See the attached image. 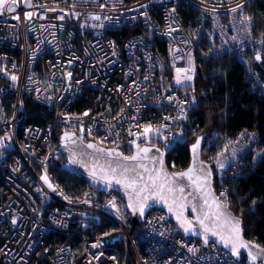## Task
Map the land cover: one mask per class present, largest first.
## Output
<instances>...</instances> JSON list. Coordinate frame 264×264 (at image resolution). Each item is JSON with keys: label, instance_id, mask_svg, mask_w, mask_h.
Masks as SVG:
<instances>
[{"label": "built area", "instance_id": "1", "mask_svg": "<svg viewBox=\"0 0 264 264\" xmlns=\"http://www.w3.org/2000/svg\"><path fill=\"white\" fill-rule=\"evenodd\" d=\"M250 2L18 0L13 12H0V264H128L130 255L135 264H247L213 242L183 236L159 208L146 213L135 238L113 190L69 195L53 176L69 166L52 133L75 131L126 155L155 145L166 156L187 139L191 85L180 86L175 77L177 68L195 70L198 36L205 58L235 53L244 61L246 47L262 54L252 20L242 22ZM181 4L196 10L194 33L183 27ZM237 4L243 7L232 12ZM255 77L249 73L259 85ZM24 94L50 113L45 126L27 120ZM147 125L166 127L140 135ZM252 153L257 163L262 151ZM232 163L217 171L215 192L223 202L222 176L237 168ZM45 174L52 188L41 179Z\"/></svg>", "mask_w": 264, "mask_h": 264}, {"label": "trees", "instance_id": "2", "mask_svg": "<svg viewBox=\"0 0 264 264\" xmlns=\"http://www.w3.org/2000/svg\"><path fill=\"white\" fill-rule=\"evenodd\" d=\"M246 13L252 20V34L262 43V60H255L254 54L247 47L243 49L246 50L244 61L235 53L202 57L199 53L206 51V43L201 35L198 36L194 81L188 87L192 100L193 97L195 99L189 109L190 118L184 132L187 139L166 155V163L171 170L185 168L189 162V144L197 135L203 134L201 158L207 161L213 170V185L216 189V180L219 177L214 172L215 158L218 156L221 138L237 139L238 143L242 140V133L254 135L259 148H262L258 162L251 163L248 153L245 158L248 164L243 163L241 172L222 176V182L227 187L225 203L241 217L245 237L264 246V93L261 85L249 78V73H252L253 76L259 77L260 81L264 79V0H251ZM179 14L184 29L190 34L194 33L197 24L196 10L190 5L181 4ZM24 103L27 120L42 126L48 123L50 113L44 106L28 94H24ZM209 121H212V129L207 131ZM60 133L59 129L53 130L52 135L56 141ZM60 158L65 161L64 154L61 153ZM53 176L71 196H78L90 188L84 179L75 176L66 168L54 170ZM126 220L132 226L133 236L137 238L136 228L139 223L127 209ZM128 264H135L132 255Z\"/></svg>", "mask_w": 264, "mask_h": 264}, {"label": "snow or ice", "instance_id": "3", "mask_svg": "<svg viewBox=\"0 0 264 264\" xmlns=\"http://www.w3.org/2000/svg\"><path fill=\"white\" fill-rule=\"evenodd\" d=\"M17 2L18 0H0V12H13L15 10L13 8V5H15ZM242 7V4H237L235 8L231 9V11L235 12L237 11V9H240ZM214 10L215 9H213V11ZM25 15L26 18H31L32 13H26ZM94 18L96 20H100L99 16H96ZM60 19H64V17L61 16ZM242 22L250 23L251 18L244 17ZM233 39H235V37H233ZM113 55H115V52L113 53ZM255 60H262V56L260 53L256 54ZM188 71L189 70L183 68L176 69L177 75L175 77V81L178 85L192 79V77L187 74ZM68 75L71 76V73H69ZM11 79L15 81L17 77L12 76ZM168 99L171 100L172 97L169 96ZM194 99L195 98L193 97V102ZM84 115H88V113L86 112L84 113ZM165 119L168 118L166 117ZM177 119H179V117H177ZM160 127H166V125H161ZM160 127L153 129L151 125L144 126L143 132L140 133V135L148 136L153 131L159 133ZM81 131H83V129H81ZM74 135L75 134H69L68 132H65L61 139L64 141H71L73 144H75L76 140L73 139ZM130 135H132V133H130ZM241 135L245 134L242 133ZM165 139H167V137H165ZM201 139L203 138L198 137L196 143L193 144L191 148V151L193 153V165L189 167L187 171L172 174H168L167 172L162 171L163 161L162 159H160V157L157 156L152 157V160L154 162L160 163V171H157L155 168L150 170L145 164L142 163L134 164L131 167L123 163V161L136 162L138 160L147 159L146 154L152 151V149L148 147L138 149V151L131 156H124L122 153L115 152L114 150L97 149V151H106L109 156L114 155L120 158L116 161V167H111V165H109L106 171L102 169L103 174L99 177V179L103 180L106 184H110L112 183V181H115L116 184H122L125 189H130V203L128 204V207L133 210L134 214L143 216L145 207L149 206L148 201L150 199L158 200L167 204L169 212L175 211L178 225L183 229L185 233L194 232L197 228V225H199V228L202 231L197 232V234L203 236L205 245H207L209 242L210 234L211 236L218 237L219 242H221L226 249L230 250L232 256L238 257L240 255L241 249H246L250 261L255 262L259 259L264 262V247L243 240L242 229L240 227L241 221L235 217L226 215V206L216 200L215 197H213V203L215 204L216 211H211V205L208 199L209 192H205V186L208 183V174L203 168V162H199L201 165L199 171L203 174V180H201L200 175H194V173L198 171V169L196 168V164ZM130 143L135 145V141H130ZM87 147L91 149L95 148L96 146L92 143H89L87 144ZM229 150V145L226 144L223 147L222 151L219 153V157H224L225 153H228ZM155 151L159 153V149H155ZM231 155L232 157H235V148L231 149ZM160 156H162V153L160 154ZM69 163H82V161L70 157ZM216 163L220 168H223L225 166L222 160L219 158L216 160ZM139 169H142L143 171H140ZM144 173H149L147 180H145L144 178ZM90 174L93 178L97 177L95 166L92 168ZM41 179L44 180L46 184H48L49 188L53 187L52 184L49 183L47 174L41 176ZM184 180L189 181L191 186L195 188V191L201 194L198 200L195 195H193L192 193H188V196L191 197V200L197 201L196 203H191L188 200V197L184 195L186 192V187L182 183ZM53 191H56V189L53 188ZM145 192H148L149 194L144 195ZM220 195L223 196L224 193H221ZM133 196L135 197L136 203L131 202ZM65 199H67V197H65ZM169 200H171V203H169ZM200 201H202V203ZM109 204L112 207H115L114 201H110ZM189 206L191 207V211L196 214L194 215L193 219H188L184 215L185 210ZM205 208H209V211L205 212ZM222 218L224 220L223 226H221L219 223ZM99 246V241H97L96 244L92 245V247L94 248ZM252 249H256V252L254 253ZM188 251L195 253L196 251H198V249H196L195 247H190ZM95 259H99V257H95Z\"/></svg>", "mask_w": 264, "mask_h": 264}, {"label": "water", "instance_id": "4", "mask_svg": "<svg viewBox=\"0 0 264 264\" xmlns=\"http://www.w3.org/2000/svg\"><path fill=\"white\" fill-rule=\"evenodd\" d=\"M65 132H68L69 134H75L73 136V139L76 140V143L73 144L71 141H64L61 139V137L64 135ZM198 137H202L203 139H201L200 145H199V149H198V157H197V164H196V168L198 169V171L196 173H194V175H200L201 176V180H203V174L199 171L201 165L199 162H203V168L205 169V171L207 172V185L205 186V192H209L208 195V199L211 205V211H216L215 208V204L213 203V197H215L216 200H218L221 204L226 206V215H230L231 217H235L237 219H239L241 221V229H242V238L244 241L246 242H251L252 244H256V245H260L261 247H264L263 245H261L260 243L256 242L255 240H251L245 237L244 235V231H243V222L240 216H238L237 214H235V212L229 208V206L223 202L217 195L215 192V188L213 185V180H214V174H213V170L210 166V164L203 160L201 158V148H202V144L204 141V135L200 134L197 135L194 139V141L192 143L189 144L188 146V150H189V162L187 164V166L183 169L180 170H171L167 163H166V156L162 153V151L160 150V148L158 146L155 145H149V144H144L141 147H139L138 149H143L145 147H148L150 149H152V151H150L149 153L146 154L147 159H143V160H138L136 162H132V161H123L124 164L128 165L129 167L133 166L134 164H145L150 170L155 168L157 171L161 170V165L158 162H154L152 160V157L157 156L160 157V159H162L163 161V166H162V171L163 172H167L168 174H172V173H178V172H184L187 171V169L189 167H191L193 165V153L191 151L192 145L196 143V140ZM57 143L60 146V150L61 153L64 154L65 156V160L66 163L69 166V170L77 177H80L82 179L85 180V182L87 183V185L91 188V189H96L99 191H103V192H107L109 190H113L115 192H117L119 194V196L123 199L126 209L127 211L131 214V216L139 223L143 220L144 216L146 215V213L148 211H150L153 208H159L161 210H163L168 218L174 223V225L178 228L179 232L185 236V237H193L196 239H199L203 244V236L202 235H198L197 232H201L202 230L199 228V225H197V228L194 232H190V233H185L183 231V229L178 225V222L176 220V213L175 211L173 212H169L168 211V206L167 204L160 202L158 200L155 199H150L148 201V207H145L144 210V214L143 216H140L138 214H134L133 210L131 208L128 207V204L130 203V189H125V187L122 184H116L115 181H112V183L110 184H106L103 180L99 179V177L103 174L102 169H104L105 171L107 170V168L109 167V165H111V167H116V161L119 160V157L116 156H109L107 154L106 151H97V149H104V150H114L115 152H119L122 153L124 156H131L133 154H135L138 149L133 150L130 154L126 155L123 153V151L120 148L117 147H107V146H103L99 143H97L96 141L93 140H84L82 138H80L75 131H63L59 134V137L57 139ZM92 143L94 144L96 147L95 148H88L87 144ZM155 149H159V153H157L155 151ZM162 153V156H160V154ZM144 155V154H142ZM70 157H73L76 160H80L82 161V163H69V159ZM95 166L96 169V173H97V177L93 178L92 175L90 174L92 168ZM140 171H143L142 169H139ZM154 174V173H153ZM149 173H144V178L145 180H147ZM185 187H186V192H185V196L188 197V200L191 203H196L197 201H192L191 197L188 196V193H192L193 195H195L197 197V199L199 200L200 197V193L195 191V188L193 186H191L190 182L187 180H184L182 182ZM210 190V191H209ZM148 192H145L144 195H148ZM132 203H136L135 197L133 196L131 199ZM202 203V201H200ZM169 203H171V200H169ZM205 212L209 211V208H205L204 209ZM198 214V213H197ZM185 217H187L188 219H193L194 218V214L191 211V207L189 206L185 212H184ZM220 225L223 226L224 225V220L223 218L220 220ZM227 234V233H225ZM209 242H213L215 244H217L218 246H220L221 248H223L225 251H227L228 253H230V250L226 249L223 244L221 242H219V238L215 237V236H211L209 234ZM208 242V243H209ZM205 245V244H204ZM252 251L255 253L256 249H252ZM231 254V253H230ZM239 257H244L245 261L247 264H264V262H262L261 260H257L255 262L250 261L248 254H247V250L246 249H241L240 251V255L236 258Z\"/></svg>", "mask_w": 264, "mask_h": 264}, {"label": "rangeland", "instance_id": "5", "mask_svg": "<svg viewBox=\"0 0 264 264\" xmlns=\"http://www.w3.org/2000/svg\"><path fill=\"white\" fill-rule=\"evenodd\" d=\"M256 54L257 53H255L254 56H256ZM194 69H195V66H194ZM194 73H195L194 71L188 73V75H190L192 77V79L190 81H185L183 84H180V86L192 85L193 84V81H194ZM257 78H259V77H257ZM262 80L260 81L261 83L259 85H261L262 88L261 87L260 88L262 89V91L264 93V79L262 78ZM206 129H207V131H209V130L212 129V121H209V124L207 125V128ZM212 139H213V137H212ZM241 139L242 140H240V142L237 143L236 142L237 139L236 140H231V139L230 140H228V139L223 140V137L221 138V144H220V148H219V151H218V156H216V158H215V169H214L215 174H217V171H218V174H220L222 172V169H223V168H220L217 165V163H216V160L218 158L221 159L223 163H225V166L231 164V162H233L232 165H237L238 164V166H236L237 168H233V167L230 166V169L226 172V175L232 176V175H235V173H240L241 172V167L244 166L243 163H245V165L248 164V162H246L245 160H241L244 157H246V155H247L244 152V150H246L247 148H249V146H251V149L252 148L254 149V150H250L249 153H251V152H253V153L254 152H257L258 153L259 151L262 150V148L261 149L259 148V144H258L256 138L254 137V135H251V134L241 135ZM226 144L229 145V149H230L229 152L228 153H225L224 157H219V153L222 151L223 147ZM232 148H235L236 149V155H235V157H232V155H231V149ZM238 158L240 159V162H239V159ZM218 177L221 178L219 175H218ZM217 181L218 180H216V182ZM222 181H223V178H222ZM225 199H227V198H225ZM225 199H224V201H226Z\"/></svg>", "mask_w": 264, "mask_h": 264}]
</instances>
